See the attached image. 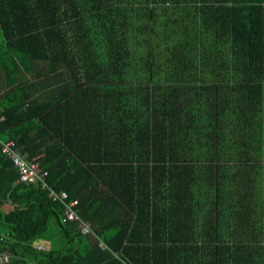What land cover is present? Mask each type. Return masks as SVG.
Segmentation results:
<instances>
[{
    "label": "trees",
    "instance_id": "trees-1",
    "mask_svg": "<svg viewBox=\"0 0 264 264\" xmlns=\"http://www.w3.org/2000/svg\"><path fill=\"white\" fill-rule=\"evenodd\" d=\"M0 139V264H264V0H0Z\"/></svg>",
    "mask_w": 264,
    "mask_h": 264
},
{
    "label": "built area",
    "instance_id": "built-area-1",
    "mask_svg": "<svg viewBox=\"0 0 264 264\" xmlns=\"http://www.w3.org/2000/svg\"><path fill=\"white\" fill-rule=\"evenodd\" d=\"M0 148L2 153H4L8 158H10L17 168L19 177L18 181L36 183L40 185L41 188L48 190V196L52 200L60 201L63 205V220H80L77 212L76 205L78 203L77 199H68V193L65 190L57 191L52 188L47 180V171L41 170L38 162H29L24 157H22L15 145L13 140H2L0 139ZM80 231L83 234L91 232L90 224L86 221L80 220L79 222ZM100 245L104 247V243L100 242ZM35 246L38 249H43L44 247L41 244L35 242ZM116 257H120L123 264H130L126 256L120 252H113ZM10 259V255L6 251L0 250V262L5 263Z\"/></svg>",
    "mask_w": 264,
    "mask_h": 264
},
{
    "label": "rangeland",
    "instance_id": "rangeland-1",
    "mask_svg": "<svg viewBox=\"0 0 264 264\" xmlns=\"http://www.w3.org/2000/svg\"><path fill=\"white\" fill-rule=\"evenodd\" d=\"M3 208L7 210L10 207L8 206V204H6V205L3 206ZM36 243L41 244L42 246L44 244L45 247H48L49 246V241L43 240V239H38ZM34 244H35V242H34Z\"/></svg>",
    "mask_w": 264,
    "mask_h": 264
}]
</instances>
